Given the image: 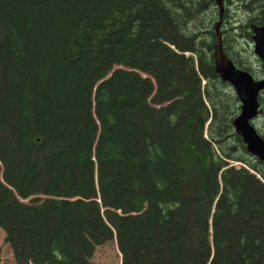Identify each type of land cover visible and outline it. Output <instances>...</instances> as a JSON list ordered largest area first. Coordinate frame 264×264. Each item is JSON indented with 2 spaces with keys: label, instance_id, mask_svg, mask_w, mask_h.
Segmentation results:
<instances>
[{
  "label": "trees",
  "instance_id": "obj_1",
  "mask_svg": "<svg viewBox=\"0 0 264 264\" xmlns=\"http://www.w3.org/2000/svg\"><path fill=\"white\" fill-rule=\"evenodd\" d=\"M241 3L264 21V0ZM209 8L218 21L215 0H0L13 264H93L114 238L121 264H264V162L234 132Z\"/></svg>",
  "mask_w": 264,
  "mask_h": 264
},
{
  "label": "water",
  "instance_id": "obj_2",
  "mask_svg": "<svg viewBox=\"0 0 264 264\" xmlns=\"http://www.w3.org/2000/svg\"><path fill=\"white\" fill-rule=\"evenodd\" d=\"M227 0H215L219 9V20L214 24L217 42L214 43L213 57L215 72L222 81L229 83L240 102V111L233 119L235 133L240 136L248 153L260 161H264V138L252 125V121L261 112L259 95L264 92V76L255 79L249 71L237 67L232 59L224 52L220 27L224 15V3ZM251 40L253 51L264 68V21L262 24L251 23Z\"/></svg>",
  "mask_w": 264,
  "mask_h": 264
},
{
  "label": "rangeland",
  "instance_id": "obj_3",
  "mask_svg": "<svg viewBox=\"0 0 264 264\" xmlns=\"http://www.w3.org/2000/svg\"><path fill=\"white\" fill-rule=\"evenodd\" d=\"M241 1L231 0V2L225 4L226 15L221 26V31H225L226 35L223 39L226 43L224 46L234 55L243 68L250 71L255 78H260L264 74L261 61L253 51V42L250 36H245L240 28V26L250 25L253 21L249 20H252L256 14L255 12L247 13L243 10L241 8ZM215 21H217V14H213L210 8L202 11V27L209 23L214 25ZM224 26H227V28ZM230 27H232L231 30ZM186 30L192 32L194 30L193 24H190ZM234 96H236L235 93ZM261 106L263 112L254 120V125L257 131L264 136V94L261 98ZM92 262L93 264H121V254L115 238L96 248ZM0 264H13L12 252L5 242V233L1 229Z\"/></svg>",
  "mask_w": 264,
  "mask_h": 264
},
{
  "label": "flooded vegetation",
  "instance_id": "obj_4",
  "mask_svg": "<svg viewBox=\"0 0 264 264\" xmlns=\"http://www.w3.org/2000/svg\"><path fill=\"white\" fill-rule=\"evenodd\" d=\"M201 2H202V0H201ZM229 2H231V0H230V1H228V3H229ZM201 6H202V5H201ZM201 9H202V8H201ZM201 19H202V11H201Z\"/></svg>",
  "mask_w": 264,
  "mask_h": 264
},
{
  "label": "bare ground",
  "instance_id": "obj_5",
  "mask_svg": "<svg viewBox=\"0 0 264 264\" xmlns=\"http://www.w3.org/2000/svg\"><path fill=\"white\" fill-rule=\"evenodd\" d=\"M214 64H215V62H214ZM251 74V73H250ZM252 75V74H251ZM253 76V75H252ZM254 77V76H253ZM229 84V83H228ZM230 85V84H229ZM231 86V85H230Z\"/></svg>",
  "mask_w": 264,
  "mask_h": 264
}]
</instances>
